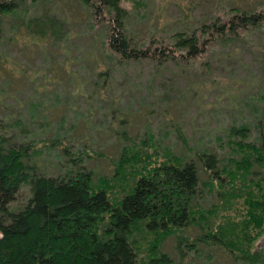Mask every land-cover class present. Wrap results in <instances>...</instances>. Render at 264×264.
<instances>
[{"label":"rangeland","instance_id":"374dc122","mask_svg":"<svg viewBox=\"0 0 264 264\" xmlns=\"http://www.w3.org/2000/svg\"><path fill=\"white\" fill-rule=\"evenodd\" d=\"M120 5L128 13L125 33L132 44L151 49L171 45L174 31L188 34L214 16L225 18L230 6L264 9V0H120ZM109 26L81 0H27L0 13V123H10L8 134L42 151L36 157L48 174H63L77 158L119 197L133 181L132 168L146 159L150 165L170 155L196 159V150L204 149L222 158L232 125L248 126L236 139L257 141L264 124V24L209 43L199 56L158 64L112 51ZM199 177L196 202L203 208L220 202L218 190L204 185L208 177L201 168ZM27 194L23 186L17 203ZM244 212L239 202L230 210L235 220ZM198 233L190 225L181 236ZM175 242L168 236L161 250L177 264ZM254 245L264 249V236ZM196 248L182 264H246L234 263L215 245Z\"/></svg>","mask_w":264,"mask_h":264},{"label":"trees","instance_id":"16d2710c","mask_svg":"<svg viewBox=\"0 0 264 264\" xmlns=\"http://www.w3.org/2000/svg\"><path fill=\"white\" fill-rule=\"evenodd\" d=\"M26 1L0 0V13H11ZM81 1L101 20L110 21L112 51L127 60L148 58L157 64L199 56L209 43L247 35L264 24L263 8L230 6L226 19L214 16L188 34L174 31L173 47L168 43L142 49L125 33L128 13L120 0ZM10 126L0 123V264H174L161 250L170 235L180 252L177 264L198 243L221 247L234 263L264 264L263 247L254 248L264 236V124L257 141L236 139L248 126L232 125L229 150L222 158L204 149L196 150V159L179 154L154 165L149 159L139 168L132 165L133 181L119 197L112 195L110 185L95 181L77 158L63 174H48L37 159L42 151L32 141L8 134ZM119 161L123 164L125 158ZM199 168L207 173L204 185L216 188L221 199L207 208L196 202ZM23 186L28 194L17 203ZM238 202L245 212L235 220L230 210ZM218 215L222 219L216 223ZM190 225L200 233L181 236L182 228Z\"/></svg>","mask_w":264,"mask_h":264}]
</instances>
